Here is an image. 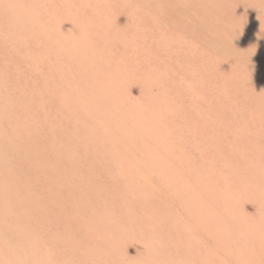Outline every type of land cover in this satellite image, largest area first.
Wrapping results in <instances>:
<instances>
[{
	"label": "rangeland",
	"instance_id": "1",
	"mask_svg": "<svg viewBox=\"0 0 264 264\" xmlns=\"http://www.w3.org/2000/svg\"><path fill=\"white\" fill-rule=\"evenodd\" d=\"M0 264H264V0H0Z\"/></svg>",
	"mask_w": 264,
	"mask_h": 264
}]
</instances>
